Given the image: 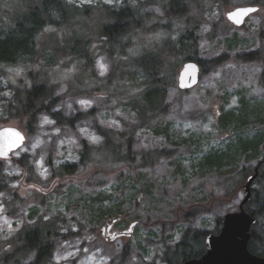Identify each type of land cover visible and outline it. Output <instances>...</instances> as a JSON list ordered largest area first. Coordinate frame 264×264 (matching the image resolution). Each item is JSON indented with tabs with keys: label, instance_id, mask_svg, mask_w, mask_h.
I'll use <instances>...</instances> for the list:
<instances>
[{
	"label": "rangeland",
	"instance_id": "374dc122",
	"mask_svg": "<svg viewBox=\"0 0 264 264\" xmlns=\"http://www.w3.org/2000/svg\"><path fill=\"white\" fill-rule=\"evenodd\" d=\"M44 1L0 0V33L16 32ZM61 1L79 10L88 7L87 15L46 25L35 35L30 59L0 66V129L15 127L25 136L10 160H0L10 188L0 193V257L22 226L42 218L58 235L50 264H165L162 251L173 249L184 230L221 229L217 221L238 210L242 186L264 157V67L238 58L264 46V0H192L188 19L198 39L197 56L203 60L199 82L186 92L169 89L166 110L143 116L130 108L131 101L139 99L141 74L128 80L127 73L136 68L125 62L117 65L104 54L103 11L125 1L134 6L144 16L146 29L137 41L147 46L156 39L147 29L167 23L164 1ZM250 5L259 11L242 27L226 21L229 9ZM48 7L49 20L62 21ZM77 38L89 41L91 69L70 61L67 51ZM42 80L60 99L56 111L71 118L81 115L72 126H59L41 114L28 128L26 118L4 114L1 107L11 96L10 86ZM243 106L249 111L244 122L224 126L223 117L237 116ZM99 131L122 153L129 152L131 163L111 168L103 158ZM258 136L261 142L254 152L237 154L220 170L201 169L211 152L224 151L237 138ZM83 143L96 149L99 164L90 161L73 175L58 174L63 165L78 163ZM260 189L253 183V191ZM261 228L264 218L256 230Z\"/></svg>",
	"mask_w": 264,
	"mask_h": 264
},
{
	"label": "trees",
	"instance_id": "16d2710c",
	"mask_svg": "<svg viewBox=\"0 0 264 264\" xmlns=\"http://www.w3.org/2000/svg\"><path fill=\"white\" fill-rule=\"evenodd\" d=\"M163 1L167 23H155L147 29L156 37L147 46H141L137 41L138 33L146 29L144 16L138 14L134 6L125 1L118 7L105 6L103 11L107 20L101 27V36L104 38V54L110 61H116L117 65L125 62L136 68L135 73H131V75L127 73L129 74L128 80H134L138 73L141 74L140 91L136 95L139 99L131 101L130 104V108L133 111H138L140 116L146 113H161L166 110L168 90L177 87L176 75L185 62L194 61L201 68L200 71L203 70V60L197 56L198 39L188 19L192 0ZM147 2L153 3L151 0ZM49 4L55 9L53 10L55 15H59L62 21L52 22L49 20L50 17L47 15ZM30 12L25 23L17 25L16 32L7 35L0 33V66L15 64L19 61L24 63L23 58L26 56L29 58L35 54L34 38L38 32L48 24L61 25L80 14L87 15L88 7L79 10L61 0H46L42 6H36ZM175 22L178 23V26L173 27L177 25ZM88 45L89 41L77 38L67 51L71 57L70 61H73V64L81 65L82 70L84 68L91 69L93 63L92 57L88 53ZM170 57H174V59L170 61L168 59ZM238 58L243 62L258 61L264 67V46L253 52L240 53ZM219 60L215 61L219 62ZM48 62L50 61L48 60ZM42 75L47 74L42 73ZM118 75L123 78V73ZM112 77L107 79L109 84ZM28 78L34 80L35 76L32 77L29 74ZM9 89L12 90L11 96L9 99L3 100L6 103L1 108L4 110V114L11 119L26 118L28 128L34 126L41 114L48 115L59 126H72L81 116L65 117L61 111L55 110L60 99L54 96L53 86L47 84L46 80L37 84L10 86ZM248 112L247 107L243 106L237 116L226 114L222 123L224 126H228L230 123L242 124ZM99 132L101 133V131ZM101 135L104 144L102 150L105 152L103 158L109 166H112L111 168L131 163L129 152L122 153L120 146L114 144L105 132ZM260 142V136L248 140L237 138L235 141H231L224 151L211 152L207 155L200 163L201 169L211 167V169L220 170L226 165H231L237 154L248 155L254 152ZM82 146L78 163L63 165L58 174L73 175L79 167L88 166L90 161V164H99L98 154H96L97 159L94 157L96 149L85 143ZM23 165L26 166L25 163ZM254 183L260 184L261 189L252 191L251 200L245 206L246 212L257 219L251 230L248 249L252 254L264 257V228H261V232L260 229L259 232L256 230L260 219L264 218V163L260 165L259 176ZM9 189L0 162V193L6 194ZM41 219L38 218L37 221L22 226L12 236L8 243V249L0 257V264H50L58 235L51 222ZM217 225L221 226L220 219L217 221ZM219 230L220 228H217L211 233L217 234ZM207 233L198 230L193 232H189L188 229L184 230L180 241L174 245L173 249L166 247L162 251V261L165 264H184L189 259L199 258L205 252L204 239Z\"/></svg>",
	"mask_w": 264,
	"mask_h": 264
},
{
	"label": "water",
	"instance_id": "95a60500",
	"mask_svg": "<svg viewBox=\"0 0 264 264\" xmlns=\"http://www.w3.org/2000/svg\"><path fill=\"white\" fill-rule=\"evenodd\" d=\"M259 6L250 5L229 9L225 13L226 21L233 27L240 28L247 18L256 14ZM200 67L194 61L185 62L177 73L176 85L180 91L193 89L199 82ZM25 142L24 134L15 127L0 129V160H10L11 155ZM259 163L253 174L249 175L242 186L244 197L236 212L227 213L221 219V229L217 234L207 233L204 239L205 252L196 259H189L184 264H264V257L252 254L248 249L251 229L257 219L246 212L245 206L252 197V185L259 176ZM133 224L128 233L132 232Z\"/></svg>",
	"mask_w": 264,
	"mask_h": 264
},
{
	"label": "flooded vegetation",
	"instance_id": "af4514ba",
	"mask_svg": "<svg viewBox=\"0 0 264 264\" xmlns=\"http://www.w3.org/2000/svg\"><path fill=\"white\" fill-rule=\"evenodd\" d=\"M264 145V144H263ZM259 163H261V164H263L264 163V157H263V159L262 160H260L258 163H257V165L259 164ZM259 168H260V166H259ZM253 191V190H252ZM252 230V229H251Z\"/></svg>",
	"mask_w": 264,
	"mask_h": 264
},
{
	"label": "snow or ice",
	"instance_id": "6c2138e0",
	"mask_svg": "<svg viewBox=\"0 0 264 264\" xmlns=\"http://www.w3.org/2000/svg\"><path fill=\"white\" fill-rule=\"evenodd\" d=\"M95 139V138H94Z\"/></svg>",
	"mask_w": 264,
	"mask_h": 264
}]
</instances>
